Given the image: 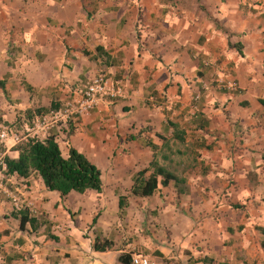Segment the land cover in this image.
<instances>
[{"label": "crops", "instance_id": "0c3cea01", "mask_svg": "<svg viewBox=\"0 0 264 264\" xmlns=\"http://www.w3.org/2000/svg\"><path fill=\"white\" fill-rule=\"evenodd\" d=\"M97 74L122 97L40 136L64 156L82 154L101 191L60 197L35 173L10 175L20 207L0 195V264H118L120 253L152 264H264V0H0V122L14 128L35 94H45L40 108L76 99ZM146 142L181 182L141 198L130 187L152 160ZM172 142L185 148L171 154ZM13 146L0 150L15 159ZM20 211L37 226L20 230ZM95 238L112 248L93 251Z\"/></svg>", "mask_w": 264, "mask_h": 264}, {"label": "trees", "instance_id": "16d2710c", "mask_svg": "<svg viewBox=\"0 0 264 264\" xmlns=\"http://www.w3.org/2000/svg\"><path fill=\"white\" fill-rule=\"evenodd\" d=\"M99 51V49H96ZM4 82L0 80V90L3 92ZM24 89L29 93L31 88L24 85ZM59 104L50 102L48 108H39L34 112L35 117L41 116L48 110H55ZM26 118L29 120L32 115L26 112ZM167 127L172 129V138L181 143L182 131L171 122H166ZM163 145L166 148L164 140ZM146 146L152 152V160L148 168L138 171L133 178L130 187V194L135 197H148L157 188L158 185L166 186L172 181L175 186L181 181L177 179L165 167L158 165L155 160L156 146L146 142ZM17 152L15 159H9L4 156L6 166V175H14L19 178H25L30 173H35L42 182L46 191L57 192L60 197L66 196L69 192L82 194L86 190H92L96 193L101 191L100 171L91 164L82 154L76 150L69 148L65 156H62L58 145L53 136H47L43 140L34 137H26L23 141L15 144L12 148ZM163 160L164 157H163ZM149 172L148 175H145ZM179 192V191H178ZM122 197L118 198V208H121ZM18 228L22 230L27 223L32 229L37 226L34 218L28 217L25 211L18 212ZM95 220H92L94 224ZM260 234L264 236V230L258 229ZM260 246L264 247V241L260 242ZM91 248L96 252L108 251L112 248V243L107 240H99L95 238L91 244ZM131 253L118 254L116 261L118 264H130ZM202 262L207 263V259L202 258ZM210 264V261L209 263Z\"/></svg>", "mask_w": 264, "mask_h": 264}, {"label": "built area", "instance_id": "2783aa9c", "mask_svg": "<svg viewBox=\"0 0 264 264\" xmlns=\"http://www.w3.org/2000/svg\"><path fill=\"white\" fill-rule=\"evenodd\" d=\"M205 64V63H204ZM219 89L225 88L231 91L237 90V85L234 82L222 83L215 82ZM122 97V90L119 86L114 85L104 75L97 74L87 81L82 89L79 91L76 99L66 101L55 110H48L41 116L34 117L29 126L27 132L32 134L31 137L43 140L45 136H40L43 132L52 128H61L68 123L75 121L79 116L88 114L92 110L96 109L101 101H113ZM199 99V94L193 96V101ZM151 101L153 98L150 97ZM10 139L13 144L18 141L17 135L12 133L8 135V132L0 127V146L4 141ZM37 139V138H36ZM6 166L4 162V155L0 150V195L4 196L10 201V204L15 210L19 209V204L15 195L8 187L9 176L6 175ZM130 264H152L147 256L133 254L130 257Z\"/></svg>", "mask_w": 264, "mask_h": 264}, {"label": "rangeland", "instance_id": "374dc122", "mask_svg": "<svg viewBox=\"0 0 264 264\" xmlns=\"http://www.w3.org/2000/svg\"><path fill=\"white\" fill-rule=\"evenodd\" d=\"M82 88H80V90H81ZM42 95H45V94H42V93H39V94H35L34 95V100H37V104H33V105H30L29 106V108H22L21 110H17V112H15L14 113V116L16 117V118H14L13 120H12V125H14V128H11L10 126H9V124H7L6 122H0V127H2L3 129H5V131H7L8 132V135H11L12 133H14L15 132V134L17 135V138L18 139H20L22 136H24L26 133H28L27 131H25L24 130V124H26L27 126H29V124H30V121L35 117V116H33L34 115V112H35V110L36 109H39L40 108V106H38L41 102H42V99H41V96ZM17 98H16V101H20L19 100V96L17 95L16 96ZM6 99V98H5ZM14 99V98H13ZM12 101V100H11ZM22 101V100H21ZM44 102V101H43ZM46 105V107L45 108H47V107H49V105L46 103L45 104ZM26 112H29L31 115H32V118L31 119H27L26 118ZM18 118V119H17ZM17 119V120H16ZM26 138V137H25ZM25 138H23V139H21V141H23ZM20 141H17L15 144H17V143H19ZM59 143V142H58ZM14 144V145H15ZM170 147H167V149H170V151H171V154H174V152L175 151H177V152H179L180 150H182V149H184L185 147L183 146V145H179V144H177V143H174V142H172L171 144H168ZM167 145V146H168ZM60 147L62 148V144H60ZM2 147L0 146V149H1ZM166 149V150H167ZM2 151V150H1ZM62 156H64V154L62 155ZM172 157H171V159H177V157H175L176 155H171ZM187 157L189 158L190 157V154H188L187 155ZM159 158V155H158V157H157V159ZM174 166L175 165H173L172 163H169L168 164V167L169 168H174Z\"/></svg>", "mask_w": 264, "mask_h": 264}]
</instances>
